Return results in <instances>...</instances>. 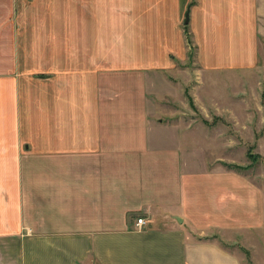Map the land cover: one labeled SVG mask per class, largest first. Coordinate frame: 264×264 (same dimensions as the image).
<instances>
[{"label":"crops","instance_id":"obj_1","mask_svg":"<svg viewBox=\"0 0 264 264\" xmlns=\"http://www.w3.org/2000/svg\"><path fill=\"white\" fill-rule=\"evenodd\" d=\"M261 47L264 0H0V264H238L199 239L244 224L234 177L219 196L161 107L190 56Z\"/></svg>","mask_w":264,"mask_h":264},{"label":"rangeland","instance_id":"obj_2","mask_svg":"<svg viewBox=\"0 0 264 264\" xmlns=\"http://www.w3.org/2000/svg\"><path fill=\"white\" fill-rule=\"evenodd\" d=\"M16 9L21 10V6ZM260 52L258 65L235 70L206 69L198 53L196 61V54L190 56L167 74L179 84L165 88L175 98L168 95L161 107L164 117L180 120L184 154L200 162L203 169L224 175L219 196L232 191L233 185L227 182L234 177V210L244 224H236L239 229L212 228L199 239L213 240L234 255L238 264H264V48ZM29 71V76L35 73L32 68ZM158 76L156 80L164 82L165 78ZM145 224L137 226L141 229ZM0 254L6 262L15 257L1 245ZM215 259L205 263L217 264Z\"/></svg>","mask_w":264,"mask_h":264},{"label":"built area","instance_id":"obj_3","mask_svg":"<svg viewBox=\"0 0 264 264\" xmlns=\"http://www.w3.org/2000/svg\"><path fill=\"white\" fill-rule=\"evenodd\" d=\"M145 223H147L146 222V220L144 219V218H137V220H136V224L138 225V226H142L143 224H145Z\"/></svg>","mask_w":264,"mask_h":264},{"label":"water","instance_id":"obj_4","mask_svg":"<svg viewBox=\"0 0 264 264\" xmlns=\"http://www.w3.org/2000/svg\"><path fill=\"white\" fill-rule=\"evenodd\" d=\"M188 20H189V13L186 14V23H188ZM177 219H178L180 222L183 221L182 218H180V217H177Z\"/></svg>","mask_w":264,"mask_h":264},{"label":"trees","instance_id":"obj_5","mask_svg":"<svg viewBox=\"0 0 264 264\" xmlns=\"http://www.w3.org/2000/svg\"><path fill=\"white\" fill-rule=\"evenodd\" d=\"M189 38V37H188Z\"/></svg>","mask_w":264,"mask_h":264}]
</instances>
